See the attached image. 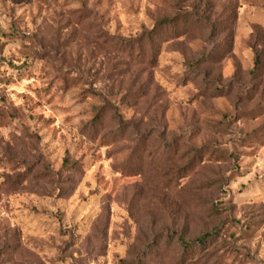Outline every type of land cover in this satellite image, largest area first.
Instances as JSON below:
<instances>
[{
  "label": "rangeland",
  "instance_id": "obj_1",
  "mask_svg": "<svg viewBox=\"0 0 264 264\" xmlns=\"http://www.w3.org/2000/svg\"><path fill=\"white\" fill-rule=\"evenodd\" d=\"M0 264H264V0H0Z\"/></svg>",
  "mask_w": 264,
  "mask_h": 264
},
{
  "label": "trees",
  "instance_id": "obj_2",
  "mask_svg": "<svg viewBox=\"0 0 264 264\" xmlns=\"http://www.w3.org/2000/svg\"><path fill=\"white\" fill-rule=\"evenodd\" d=\"M200 18L198 17L197 20H200ZM171 21H174V19H171ZM161 22L165 23V22H170V21L167 19H164ZM200 150L201 149H198V152H200ZM213 236H214V234H206V235L202 236L198 241L194 242L193 243L194 245L192 243H190V244H187L184 242L180 243L182 245L183 253L190 254L195 250V248L199 249V248L204 247L206 243H208L209 241H211L213 239Z\"/></svg>",
  "mask_w": 264,
  "mask_h": 264
}]
</instances>
